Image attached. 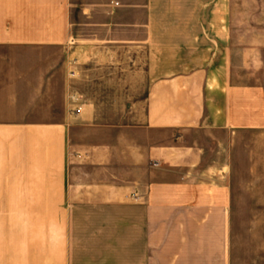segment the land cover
I'll return each instance as SVG.
<instances>
[{
  "label": "crops",
  "instance_id": "obj_1",
  "mask_svg": "<svg viewBox=\"0 0 264 264\" xmlns=\"http://www.w3.org/2000/svg\"><path fill=\"white\" fill-rule=\"evenodd\" d=\"M238 21L239 0H0L10 204L109 216L119 264H232L233 161L198 137L264 140Z\"/></svg>",
  "mask_w": 264,
  "mask_h": 264
},
{
  "label": "rangeland",
  "instance_id": "obj_2",
  "mask_svg": "<svg viewBox=\"0 0 264 264\" xmlns=\"http://www.w3.org/2000/svg\"><path fill=\"white\" fill-rule=\"evenodd\" d=\"M238 32L240 48L264 49V0H239ZM198 139L206 163L233 161L232 264H264V140L246 133L232 144ZM24 208L10 204V141L0 140V264H119L125 255L109 216H78L71 229L69 216L26 214Z\"/></svg>",
  "mask_w": 264,
  "mask_h": 264
},
{
  "label": "built area",
  "instance_id": "obj_3",
  "mask_svg": "<svg viewBox=\"0 0 264 264\" xmlns=\"http://www.w3.org/2000/svg\"><path fill=\"white\" fill-rule=\"evenodd\" d=\"M80 111L79 110H76V113H79Z\"/></svg>",
  "mask_w": 264,
  "mask_h": 264
}]
</instances>
